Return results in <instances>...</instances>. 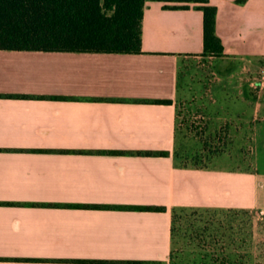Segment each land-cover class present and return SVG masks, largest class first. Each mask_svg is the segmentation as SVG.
Listing matches in <instances>:
<instances>
[{"label": "crops", "instance_id": "1", "mask_svg": "<svg viewBox=\"0 0 264 264\" xmlns=\"http://www.w3.org/2000/svg\"><path fill=\"white\" fill-rule=\"evenodd\" d=\"M209 2L222 59L251 81L255 164L264 157V87H255L264 0ZM197 6L146 0L139 54L0 50V264H168L173 208L264 212L257 169L182 168L173 155L179 71L204 51ZM159 151L170 155L143 153Z\"/></svg>", "mask_w": 264, "mask_h": 264}, {"label": "trees", "instance_id": "2", "mask_svg": "<svg viewBox=\"0 0 264 264\" xmlns=\"http://www.w3.org/2000/svg\"><path fill=\"white\" fill-rule=\"evenodd\" d=\"M196 3L203 11L204 51L206 58H222L225 47L217 33L218 8L209 0H158ZM247 0H238L244 3ZM146 0H0V50L68 51L98 53H142L143 20ZM189 9L190 5L165 6ZM184 65V64H183ZM182 68V67H181ZM180 72V71H179ZM173 103L171 100L157 101ZM169 156L168 151L143 152ZM178 162V161H177ZM182 168H209L179 163ZM141 210L167 211L165 206H140ZM247 209L175 207L172 209V251L174 262L177 238L194 233L203 242L232 238L246 242V226L237 222ZM212 219H207V216ZM177 240V242H176ZM248 243V242H247ZM204 250L203 245L198 246ZM204 256L200 264H206ZM244 264L239 258L216 260L213 264ZM140 263V262H135ZM259 264V263H258Z\"/></svg>", "mask_w": 264, "mask_h": 264}, {"label": "rangeland", "instance_id": "3", "mask_svg": "<svg viewBox=\"0 0 264 264\" xmlns=\"http://www.w3.org/2000/svg\"><path fill=\"white\" fill-rule=\"evenodd\" d=\"M236 73L233 64L222 58L186 59L179 72L175 100L178 120L173 155L179 163L186 165L198 163L221 169H257L263 180L264 157L256 158L253 163L252 142L246 133L244 100L250 93L251 81L245 71L240 76ZM235 109L237 117H233ZM260 153L257 151V156ZM249 211L236 219L245 224L244 233L250 234L246 242L243 238L236 243L237 237L232 236L205 243L195 238L194 233L183 235L177 238L174 262L169 260L168 264H200L204 256L206 264L225 258H239L244 264H264V212ZM206 218L212 219L210 215ZM200 244L204 250H200Z\"/></svg>", "mask_w": 264, "mask_h": 264}, {"label": "built area", "instance_id": "4", "mask_svg": "<svg viewBox=\"0 0 264 264\" xmlns=\"http://www.w3.org/2000/svg\"><path fill=\"white\" fill-rule=\"evenodd\" d=\"M264 87V65L260 69L258 76L255 78V87Z\"/></svg>", "mask_w": 264, "mask_h": 264}]
</instances>
